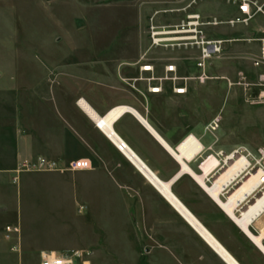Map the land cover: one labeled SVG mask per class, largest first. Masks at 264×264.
<instances>
[{
    "label": "rangeland",
    "instance_id": "obj_1",
    "mask_svg": "<svg viewBox=\"0 0 264 264\" xmlns=\"http://www.w3.org/2000/svg\"><path fill=\"white\" fill-rule=\"evenodd\" d=\"M188 5L208 21L236 15L222 0H0V81H13V103L27 128L22 130L33 138L43 133L45 148L53 154V146L63 144L62 134L52 137L53 129L73 128L92 142L95 164L88 171L104 168L80 174L68 169L70 162L33 152L24 164L45 159L55 162L56 169L18 167L1 177L0 264H36L41 250L77 249L90 251L93 264H224L80 116L81 100L94 110L133 101L142 103L146 114L149 109L162 135L193 134L215 151L264 148V105L257 87L264 70L252 65L259 46L253 40L264 38L260 15L246 26L206 28L209 38L226 42L210 64L213 79L192 85L186 98L146 96L138 83V91L132 88L136 63L148 46L149 18ZM182 17L160 15L158 21L174 24ZM40 82L44 88L39 90ZM5 91L10 90L0 89ZM215 118L218 128L210 134L206 126ZM84 150L79 143L69 144L66 155L76 158ZM199 161L190 163L196 173ZM144 163L164 181L178 170L156 151ZM172 191L240 264H264L262 253L193 179L183 176ZM7 226L19 230L14 240L19 254L9 249Z\"/></svg>",
    "mask_w": 264,
    "mask_h": 264
},
{
    "label": "built area",
    "instance_id": "obj_2",
    "mask_svg": "<svg viewBox=\"0 0 264 264\" xmlns=\"http://www.w3.org/2000/svg\"><path fill=\"white\" fill-rule=\"evenodd\" d=\"M222 1L233 6L236 10V15L224 22L216 19L205 20L200 13L191 9V5L181 9L154 12L147 24L148 46L136 63L137 76L132 80V88L138 91L136 89L138 83L143 86L144 94L160 95L169 91L175 96H187L192 85L202 86L212 80L213 78L209 74L210 64L219 58L222 53V46L226 41L209 38L206 28H217L222 24L230 27L246 26L258 15L264 18V0ZM178 13H182L183 17L177 23L164 24L158 21L160 15H177ZM253 41H256L259 46L258 55L252 60V65L256 69L264 70V38ZM152 52H171L174 53V56L175 54L180 56L168 57L167 55L151 54ZM150 55L156 57L153 58ZM180 62L181 65H184L183 67L179 65ZM257 87L259 88L258 101L264 105V71L258 76ZM218 122V118L212 120L206 126V132L210 134L215 132L218 128ZM187 137L181 142L187 140ZM202 153L207 154L202 157L200 156ZM211 157L217 159V165L209 173L203 175L202 166ZM196 159H200L197 169L204 176V183L209 189H212L221 175L225 174V170H229L230 165L233 166L239 162L238 168L219 185L218 198L226 204L233 194L237 193L243 185L248 184L247 189L236 200L233 212L241 220L243 213L247 212L250 207L262 203L258 212L253 215L247 225L248 229L257 235L259 233L257 222L264 217V148L251 151L246 147H236L229 151H215L212 146L205 147L202 145L190 163ZM20 167L22 171L32 169L53 171L56 169V163L39 159L36 164H22ZM90 168V162L86 159L72 161L68 166L70 171H82ZM200 188L207 197H210L206 190ZM215 205L223 212L218 204ZM233 224L239 229L237 224L234 222ZM239 231L241 230L239 229ZM5 233L6 238L12 243L10 244V251L19 254L18 245L14 242L19 230L7 226ZM262 244L264 246V238ZM262 255L264 256L263 253ZM91 256L90 251L82 249L71 251L42 250L38 253L36 264H93ZM19 264L29 263L22 261Z\"/></svg>",
    "mask_w": 264,
    "mask_h": 264
},
{
    "label": "crops",
    "instance_id": "obj_3",
    "mask_svg": "<svg viewBox=\"0 0 264 264\" xmlns=\"http://www.w3.org/2000/svg\"><path fill=\"white\" fill-rule=\"evenodd\" d=\"M12 83L13 81L11 80H9L8 82L0 81V89L10 90L9 92L5 91V92L0 93V178L4 177L6 173L13 171L14 169L20 167L25 162L32 160L33 155L35 154L33 152H37V154L39 155L47 154L48 156L49 154V156H51L55 160H58L59 162H72L78 159H86L90 162V165L92 167V163L95 164L94 162L95 159L93 156L94 151H92L90 148L91 147L90 144H92V142L82 139L80 135H78V133L75 131V129L67 128V129H64L63 132L60 131L59 126L58 128L53 129L52 137L60 136V134L63 135V144L61 148L60 146H57L56 148L53 146L52 148L53 154L49 153L48 147L45 148L47 143L44 141L45 135L43 133L39 134L37 132V134L35 135V138H33V136L30 135L29 131L26 130L27 128L25 127V125L22 124L23 119H22V116L19 110L20 108L18 107L17 104L13 103L14 96H16L15 94L16 92L15 93L13 92L14 86L12 85ZM36 88L39 90L43 89L44 83L43 82L38 83ZM146 96H151V97L169 96L170 98H186L187 97V96H175V95H172L169 91L163 94H160V95L146 94ZM80 102H83L91 112V113L87 112L79 104V107L82 110L81 111L79 109L81 112L80 116L84 119V122L86 123V125L88 126L93 125L94 128L96 129V132H97V135L99 136L100 141L103 142L107 148L111 149L118 157L122 156L148 182V184L159 194L155 186L146 178V176L137 167V165L132 161V159L129 158L128 154L124 150L120 149V144H118L117 141L115 140L114 142L108 135H106L105 130H103L100 126V121H104L107 117L111 116L112 113L119 111L110 120L108 129L110 130L111 135L125 146V148L136 158L137 161L141 163V165L147 170L149 174L153 175L154 177H156L159 181L163 183L171 182L169 186V192L171 193V195L175 196L181 202V200L173 193L172 186L175 182H177L183 176H188V175L181 174V166L173 158L169 150L175 152L177 148L180 146V144L182 143L181 141L184 138H186L188 134L183 137H180V135L173 137V136H169L167 133H164L162 135L156 129V126L153 124L152 122L153 118L151 114H149V109H148V114H146L142 103L133 102V101H124V102L116 103L110 107L109 106L102 107V109L94 110L84 100H81ZM23 127L26 129L22 130ZM189 135L191 137H194L201 146L203 145L200 138H197L193 134H189ZM54 143L55 142L53 141V145H55ZM74 143H77V144L79 143L86 150H84L81 156H78L76 158H68L66 155L67 147L69 146V144H74ZM154 151L162 155H165L166 157H168V159H170L171 161L177 164L178 170L176 171L174 176L170 178L169 180L164 181L160 179L148 167V165L144 163V160L149 159V153L154 152ZM189 164L190 163L187 162V165L190 167ZM100 167L102 166L99 165L91 172L88 171V170H91V168L88 170H82L84 172H81V171L79 172L80 174L92 173V172H95ZM196 174L199 175V173H196ZM190 213L193 214L191 211ZM193 216L197 219V217L194 214ZM179 217L181 218V216ZM181 219L184 221L183 218ZM184 222L198 236L194 228H192L186 221ZM200 224L215 238V240L227 251L229 255L230 252L218 241V239H216V237L201 222ZM198 237L204 242V240L200 236ZM205 245L216 256H218V258L224 264H226V262L218 254H216L209 247L207 243H205ZM229 256L231 257L232 255L230 254ZM233 258L235 259V257ZM237 263L240 264L238 261Z\"/></svg>",
    "mask_w": 264,
    "mask_h": 264
},
{
    "label": "bare ground",
    "instance_id": "obj_4",
    "mask_svg": "<svg viewBox=\"0 0 264 264\" xmlns=\"http://www.w3.org/2000/svg\"><path fill=\"white\" fill-rule=\"evenodd\" d=\"M80 105L84 110L91 113L87 106L80 102ZM116 111L112 113L111 116L107 117L104 121H100V126L103 130H105L106 135H108L113 141H117L120 144V149L124 150L129 158L137 165V167L142 171V173L146 176V178L155 186L161 197L171 206V208L184 219L200 236L205 243L209 245V247L218 254L226 264H238L237 261L233 258V256H229L227 251L215 240V238L200 224V222L190 213V211L171 193L169 192L170 183H163L159 181L156 177L149 174L147 170L141 165L139 161L125 148L123 144H121L117 139H115L112 135L109 128L111 118L118 113ZM114 141V142H115ZM124 146V148L121 147ZM166 147V146H165ZM167 148V147H166ZM202 148L199 142L191 136L187 137V140L182 142L180 146L177 148L175 152L169 150L173 158L180 164L181 166V174L188 175L196 182V184L206 190L209 194V198L215 203L218 204L223 213L228 217L232 222L237 224L241 232L249 239V241L257 248L260 252L264 254V246L262 244V239L264 238V217L257 222V226L259 229V233L257 235L253 234L247 227L250 222V219L255 215L261 207L262 203H258L257 205L250 207L247 212L243 213V217L241 220L234 214V205L236 200L241 196V193L245 191L248 187V184L242 186V188L235 194H233L228 202L225 204L218 198L219 185L230 175L232 174L239 166V162L235 163L233 166L230 165L229 170H225L223 175L219 178V180L215 183L212 189H209L204 183V176L209 173L216 165L217 159L215 157H211L203 166V175L196 174L188 165L187 162L190 163L193 156ZM187 150V151H186ZM195 233V232H194ZM218 257V256H217Z\"/></svg>",
    "mask_w": 264,
    "mask_h": 264
},
{
    "label": "water",
    "instance_id": "obj_5",
    "mask_svg": "<svg viewBox=\"0 0 264 264\" xmlns=\"http://www.w3.org/2000/svg\"><path fill=\"white\" fill-rule=\"evenodd\" d=\"M121 147H122V148H124V146H123V145H121Z\"/></svg>",
    "mask_w": 264,
    "mask_h": 264
}]
</instances>
